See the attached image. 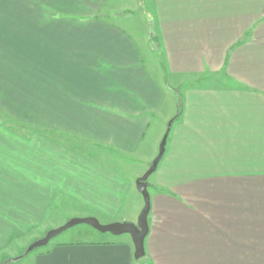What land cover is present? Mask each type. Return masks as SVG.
<instances>
[{
  "label": "crops",
  "instance_id": "0c3cea01",
  "mask_svg": "<svg viewBox=\"0 0 264 264\" xmlns=\"http://www.w3.org/2000/svg\"><path fill=\"white\" fill-rule=\"evenodd\" d=\"M143 1L162 79L117 20L133 0H0L1 263L57 226L63 206L137 222L140 174L66 139L138 155L160 119L173 136L164 169L188 181L161 180L162 159L148 180L145 264H264V0ZM166 93L179 99L168 110ZM196 180L203 198L160 194ZM177 200L203 201V213ZM111 235L56 241L33 264H138L131 236Z\"/></svg>",
  "mask_w": 264,
  "mask_h": 264
},
{
  "label": "rangeland",
  "instance_id": "374dc122",
  "mask_svg": "<svg viewBox=\"0 0 264 264\" xmlns=\"http://www.w3.org/2000/svg\"><path fill=\"white\" fill-rule=\"evenodd\" d=\"M144 1L143 0H133V2L130 4L129 8L123 9L124 15L118 16L117 20L122 25L126 26L127 28H132L134 33H136L139 38H141V41H145L148 48V53L146 54V59L148 64L150 66L154 67L155 71H158L157 74H155L157 77L162 79L163 77V66H160V69L157 66V59L158 56V49L156 47V40H151V30L150 26L147 22L146 16L144 15V12L147 11V8H144ZM146 9V10H145ZM130 25V27H129ZM158 51V52H157ZM161 59V58H159ZM161 63V62H160ZM159 63V64H160ZM165 75V79H166ZM170 83L174 81L173 77H168ZM178 93L181 95L182 91L177 90ZM181 91V92H179ZM169 92V91H166ZM176 92V91H175ZM165 97V104L166 109H169L170 104L174 107V102L178 99L176 94L174 93L172 95L169 93H166ZM177 94V95H179ZM179 97V96H178ZM179 100V99H178ZM170 121L167 120V122H162L160 119L154 120L152 125L150 126L149 130L146 133V136L144 137L140 148L138 150V155H128V154H122L117 152L114 149H109L103 146H98L94 144H89L87 141H83V139H75L73 140L71 137L70 139H66L70 142V146L74 147L78 151H81L82 154L88 156L90 159L94 160L95 162H98L102 165H108L112 169V171L117 172L125 177H131L133 178L134 174H140L142 176L150 167L151 163L145 161V159H148L150 155H154L152 162L154 158L158 155L159 149H160V143L165 135V133L168 130ZM173 141V136L170 135L167 138L168 142V148L170 149L171 143ZM164 159L160 162V179L161 180H187L184 179L183 176H176V173H181L179 170H175L174 173L169 174L168 170L164 169ZM155 174V173H154ZM138 176L135 181L140 177ZM154 175L153 173L150 175L149 179L150 182L153 181ZM134 179V178H133ZM188 181V180H187ZM136 183V182H135ZM134 200L137 201V205L140 204V213L144 207V197L143 194L140 193V191L137 189V186L135 185L134 189ZM150 191H153L150 187ZM188 192H193L197 195L202 194L201 198H203V180H196L195 182H191L190 184L184 185L183 183L176 184L173 187H166L163 190H160V194H173L177 195L179 198H184L185 194ZM137 197V198H136ZM178 201V200H177ZM180 204L184 205H192L194 210L199 211L200 213H203V201H178ZM69 203V202H68ZM139 203V204H138ZM70 204V203H69ZM136 205V203H135ZM64 210L60 212V215L58 217L59 222L57 226L51 228H57L63 224H65L67 221H69L71 218L74 217H82V216H72L74 215L75 208H72L71 206H63ZM55 212L52 211V214ZM85 217V216H84ZM101 222V221H100ZM103 223V222H102ZM49 229V230H51ZM46 232H39L38 234L34 235V232L29 234V237H27V242L25 243V247L22 249H15L17 252L12 257H7L4 259L3 263L0 262V264H33V257L36 252L39 250H45L48 244H52L56 241H63V240H72V241H93V240H99V239H105L113 237L111 233L109 232H101L91 225L87 223H78L63 232L59 233L58 235L54 236L50 242L44 246L36 247L33 250H31L28 254H26L23 257H20L25 253L29 245L34 242L35 240H38L45 236ZM125 236H129L126 235ZM46 246V247H45ZM18 257V258H17ZM139 258L138 264H145V259Z\"/></svg>",
  "mask_w": 264,
  "mask_h": 264
},
{
  "label": "water",
  "instance_id": "95a60500",
  "mask_svg": "<svg viewBox=\"0 0 264 264\" xmlns=\"http://www.w3.org/2000/svg\"><path fill=\"white\" fill-rule=\"evenodd\" d=\"M170 126L171 123L169 124L168 130L160 143L158 155L154 158L148 170L136 181L137 189L140 191V193L143 194L145 202L144 207L139 214L137 222L115 221L110 223H102L95 216L74 217L67 221L65 224L47 231L45 236L32 242L25 253L19 256V258L25 256L36 247L48 244L54 236L78 223H87L101 232H109L114 235L129 234L134 244V257L136 259L144 257L146 254L145 238L149 232L148 215L151 209V195L148 190V179L150 175L156 171L158 164L165 153Z\"/></svg>",
  "mask_w": 264,
  "mask_h": 264
}]
</instances>
